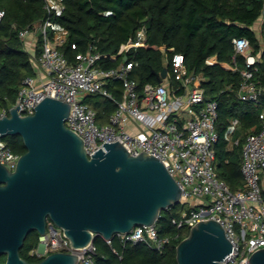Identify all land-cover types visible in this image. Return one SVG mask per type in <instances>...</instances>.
<instances>
[{"label": "built area", "instance_id": "1", "mask_svg": "<svg viewBox=\"0 0 264 264\" xmlns=\"http://www.w3.org/2000/svg\"><path fill=\"white\" fill-rule=\"evenodd\" d=\"M45 1L48 14L61 11V0ZM4 15L5 11L0 8V22ZM257 23L259 30H256ZM147 27L144 22L116 55L102 54L91 46L85 52L76 53L73 61L61 49L68 41L67 30L50 18L21 30L19 35L25 50H32L28 52L36 74L24 78L16 102L9 109L2 108L0 117L8 115L10 109L18 105L21 116L34 114L35 107L47 96L70 103L66 125L83 139L90 157L96 153L91 142L101 147L105 141H118L134 156L147 153L158 158L176 179L182 190L181 203L186 206L181 218L174 219V223L190 230L200 221L216 220L232 244L233 252L225 258V264H251L253 253L264 249V80L260 75L264 63V8L253 26L260 37V48L254 51L247 37H235L233 62L222 64L241 75L238 99L262 106L258 114L259 128L249 131L242 144L241 171L245 185L239 191H233L216 168L218 101L208 96L203 74L188 69L184 54L161 45L165 63L170 65L166 78L141 88L130 79L135 62L128 60L127 53L144 46ZM31 34L38 38L35 45L27 48L26 40ZM39 36L42 46L37 54ZM72 47L77 48L75 44ZM169 52L173 54L170 56ZM120 55L126 59L123 57L116 68L100 65L106 58L116 59ZM238 57L242 58L243 66ZM217 62L216 56L208 59L209 64ZM115 81L122 82L120 100H116L108 88ZM95 94L117 104L103 124L97 121V110L86 101L88 95ZM239 126V118L230 119L229 148L241 142L237 136ZM18 159L0 137L1 163L14 170ZM117 235L125 243L144 242L158 251H163L172 240L169 236H160L157 222L135 226L130 232ZM96 251L94 241L75 248L64 229L48 220L45 234H39V243L30 254L45 258L53 252H72L79 256L77 264H95Z\"/></svg>", "mask_w": 264, "mask_h": 264}, {"label": "trees", "instance_id": "2", "mask_svg": "<svg viewBox=\"0 0 264 264\" xmlns=\"http://www.w3.org/2000/svg\"><path fill=\"white\" fill-rule=\"evenodd\" d=\"M61 3L60 12L48 14L45 0H0V8L5 11L0 22V113L2 108L9 109L16 102L24 78L36 74L32 55L25 50L19 35L21 30L50 18L67 30L68 41L61 49L73 61L76 53L85 52L91 46L102 54L116 55L121 45L134 37L146 22L144 46L127 53L128 60L135 62L130 79L140 88L147 83H159L157 75L165 67L170 69L161 45L183 53L188 69L203 74V86L208 96L218 101L216 128L219 139L215 145L218 174L233 191L243 189L242 144L249 131L259 128L258 114L262 106L238 99L241 75L225 68L222 63L233 62L235 37H247L254 51L260 48V37L253 26L262 14L264 0H61ZM41 46L39 36L37 54ZM172 54L169 52L170 56ZM212 56L218 58L217 63H208ZM123 57H108L100 65L116 68ZM238 62L243 66L241 57ZM261 68L260 75L264 80V63ZM108 88L116 100L121 99V81L111 82ZM86 101L97 110L99 124L107 122L117 107L114 100L99 94L88 95ZM233 117L240 120L237 136L241 142L229 148L227 131ZM2 138L18 156L26 153L22 136ZM185 209L180 202L161 211L157 220L158 232L160 236L172 239L163 251L144 242L125 243L118 235L110 242L98 235L94 240L97 248L95 264H178L176 247L190 230L179 228L174 219H180ZM38 243L39 233L32 231L20 250L21 256L31 262L42 260L30 254ZM5 261L6 255L0 258V264Z\"/></svg>", "mask_w": 264, "mask_h": 264}, {"label": "water", "instance_id": "3", "mask_svg": "<svg viewBox=\"0 0 264 264\" xmlns=\"http://www.w3.org/2000/svg\"><path fill=\"white\" fill-rule=\"evenodd\" d=\"M167 73L165 67L159 82ZM18 107L0 117V137L20 135L27 148L14 170L0 161L3 264H77L72 252H53L37 262L21 256L28 234H45L48 220L64 229L75 248H83L98 235L111 241L135 226L152 225L162 210L181 202L176 179L150 154L134 156L118 141L101 147L93 141L96 153L90 157L83 139L66 125L70 103L47 96L25 116ZM232 252L223 226L209 219L190 228L176 258L178 264H225ZM250 263L264 264V249Z\"/></svg>", "mask_w": 264, "mask_h": 264}, {"label": "crops", "instance_id": "4", "mask_svg": "<svg viewBox=\"0 0 264 264\" xmlns=\"http://www.w3.org/2000/svg\"><path fill=\"white\" fill-rule=\"evenodd\" d=\"M37 38H38V35H35V34L29 35L27 37V40H26V45L28 46L27 48H29L30 46L35 45ZM222 64H224V63H222Z\"/></svg>", "mask_w": 264, "mask_h": 264}, {"label": "rangeland", "instance_id": "5", "mask_svg": "<svg viewBox=\"0 0 264 264\" xmlns=\"http://www.w3.org/2000/svg\"><path fill=\"white\" fill-rule=\"evenodd\" d=\"M257 27H256V30H259V24L257 23V25H256ZM33 35V34H32ZM27 51H29L30 53H32V50H27ZM1 264H3V262L1 263Z\"/></svg>", "mask_w": 264, "mask_h": 264}]
</instances>
